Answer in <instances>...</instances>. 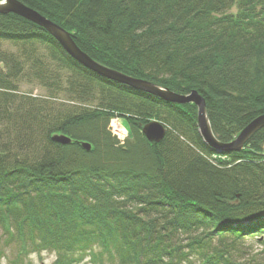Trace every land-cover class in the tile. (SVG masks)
Wrapping results in <instances>:
<instances>
[{
  "label": "trees",
  "instance_id": "trees-1",
  "mask_svg": "<svg viewBox=\"0 0 264 264\" xmlns=\"http://www.w3.org/2000/svg\"><path fill=\"white\" fill-rule=\"evenodd\" d=\"M19 1L95 61L196 91L221 142L264 114V0ZM38 44L46 62L35 57ZM24 78L45 96L17 95ZM113 116L130 126L123 145L108 130ZM150 120L165 127L158 143L139 130ZM54 133L72 142L55 143ZM262 156L264 128L244 150L217 154L198 132L195 105L103 79L39 26L0 14V227L19 254L50 250L53 264L86 254L95 264H188L177 239L196 233L190 251L217 240L201 264H234L227 255L239 240L263 241Z\"/></svg>",
  "mask_w": 264,
  "mask_h": 264
},
{
  "label": "water",
  "instance_id": "water-1",
  "mask_svg": "<svg viewBox=\"0 0 264 264\" xmlns=\"http://www.w3.org/2000/svg\"><path fill=\"white\" fill-rule=\"evenodd\" d=\"M7 13H13L38 25L47 31L71 58L80 63L83 67L89 68L91 71L105 78H112L115 82L155 95L166 102L175 104L189 103L195 105L198 132L203 142L207 146L213 148L217 153L241 150L244 143L249 140L252 134L264 127V114H262L251 120L233 140L221 142L217 140L210 128L205 100L196 91H191L189 94L176 93L155 83L132 77L95 62L75 44L71 35L66 30L37 13L35 10L30 9V7L24 5L19 0H0V14ZM141 132L148 142L158 143L165 136V127L157 120H150L144 123L143 126L141 125ZM51 139L63 145L72 142V139L63 133H54L51 135ZM79 143L85 151H90L92 148L91 144L88 142L80 141Z\"/></svg>",
  "mask_w": 264,
  "mask_h": 264
},
{
  "label": "rangeland",
  "instance_id": "rangeland-1",
  "mask_svg": "<svg viewBox=\"0 0 264 264\" xmlns=\"http://www.w3.org/2000/svg\"><path fill=\"white\" fill-rule=\"evenodd\" d=\"M30 9L35 10L37 13H39L36 9H33L31 7H30ZM231 9H232V11H234V7H232ZM39 14H41V13H39ZM3 46L5 48L11 50V51L16 50V47L11 45L10 42H5L3 44ZM36 46H37V51H36L35 57H37V58L39 57L40 60L46 62L48 50L43 45L38 44ZM24 61H26V60L24 59ZM31 63H32L31 60L29 62L28 61L25 62L26 69H29L28 67L30 66ZM26 78L22 79L20 86H19V89H18V91H16V93H18L17 95L24 94V95H30V96H45L44 89L38 84V82L36 80H33L30 78L26 81ZM142 92H144V91H142ZM161 100H163V99H161ZM163 101H165V100H163ZM207 117H208V115H207ZM208 121H209V119H208ZM141 125L143 126L144 123L140 124V127H139L140 132H141ZM209 125H210V122H209ZM107 127H108L109 132L116 139V141L119 145L125 144L127 139H130V137H131L130 126H129L127 120L123 119V117H121V116H113L112 118H110L108 121ZM115 128H117L118 130L121 129V130H123V132H118L117 130H115ZM210 128H211V126H210ZM255 133H253L252 136ZM144 138H145V136H144ZM247 142H248V140L244 143L243 148L239 151L244 150V146L247 144ZM239 151H224V152H239ZM222 157H224V156H222ZM262 157L263 158L261 160L263 161L264 156H262ZM241 160L242 159H239L236 162H240ZM1 230L2 229L0 227V264H53V262L56 260L55 252L50 251V250H41L40 252L33 251V252H28L27 254H19L18 253L19 246L17 245L16 242L12 241L8 245H3L4 236H3ZM195 237H196V233L181 234V235H179V238L177 239V243L182 245L181 248H184V252L188 256V261H189L188 264H201L202 263L201 262V258H202L201 251H204L205 253H209V254L211 253L212 254L211 250L216 245V242H217L216 238H214L211 240L210 244L204 245L202 250L196 249V250L190 251V249L187 248V244L192 242V240H194ZM197 239H198V237L196 238V240ZM261 240H263V241L261 242V241H259V239H256V238L243 240V241L239 240L238 246L235 249H231L228 252L227 257L234 260L235 261L234 264H264V236L261 238ZM1 249H2V251H1ZM72 264H95V262L92 261V258L89 257L88 254H86L82 258H77V260L73 261ZM106 264H109V263H106Z\"/></svg>",
  "mask_w": 264,
  "mask_h": 264
},
{
  "label": "bare ground",
  "instance_id": "bare-ground-1",
  "mask_svg": "<svg viewBox=\"0 0 264 264\" xmlns=\"http://www.w3.org/2000/svg\"><path fill=\"white\" fill-rule=\"evenodd\" d=\"M7 14H13V13H7ZM3 15H5V14H3ZM18 17H20V16H18ZM22 18V17H21ZM56 24V23H55ZM38 26V25H37ZM59 26V25H58ZM61 27V26H60ZM41 28V27H40ZM42 29V28H41ZM44 30V29H43ZM65 30V29H64ZM47 32V31H46ZM48 33V32H47ZM69 33V32H68ZM49 34V33H48ZM70 34V33H69ZM50 35V34H49ZM71 35V34H70ZM51 36V35H50ZM52 37V36H51ZM72 37V36H71ZM53 38V37H52ZM54 39V38H53ZM72 39H73V37H72ZM55 40V39H54ZM56 41V40H55ZM57 42V41H56ZM91 58V57H90ZM92 59V58H91ZM94 60V59H93ZM95 61V60H94ZM95 62H97V63H99V64H101V65H103V66H105V67H107V68H110V67H108V66H106V65H104V64H102V63H100V62H98V61H95ZM87 70H89V71H91L89 68H86ZM110 69H112V70H115V71H118V70H116V69H113V68H110ZM92 73H94V74H96V75H98L99 77H101V78H103V79H106V80H108V81H113V82H115L112 78H105V77H103V76H101V75H99V74H97V73H95L94 71H91ZM118 83V82H117ZM166 102V101H165ZM170 103V102H169ZM189 104V103H188ZM115 130H117L118 132H123V130H118L117 128H115ZM165 133H166V131H165ZM55 142V141H54ZM85 142H87V141H85ZM55 143H58V142H55ZM152 143H155V142H152ZM58 144H61V143H58ZM91 144V143H90ZM61 145H63V144H61Z\"/></svg>",
  "mask_w": 264,
  "mask_h": 264
}]
</instances>
